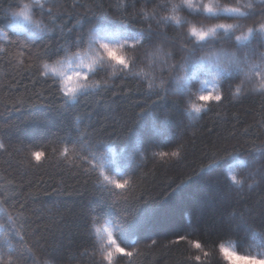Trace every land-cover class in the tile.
Listing matches in <instances>:
<instances>
[{"label":"snow or ice","instance_id":"6c2138e0","mask_svg":"<svg viewBox=\"0 0 264 264\" xmlns=\"http://www.w3.org/2000/svg\"><path fill=\"white\" fill-rule=\"evenodd\" d=\"M92 3L95 10L84 5L83 13L76 12L79 0H18L8 9L0 7L16 34L12 39L0 29V157H5L0 160V264H36L43 210L28 204L38 202L30 176L52 159L83 173L99 194L84 217L91 252L81 256H91L94 264H139V235L154 227L155 216L153 207L141 209L133 202L153 199L133 195L144 181L139 169L149 153L162 164L186 156L182 142L157 150L178 136L165 107L170 97L178 98L171 111L180 108L190 123L213 111L226 116L227 104L260 98L257 119L240 134L247 155L226 139L204 154L199 171L222 173L236 194L264 186V0H114L116 19L103 3ZM69 8L75 35L62 22ZM53 34L59 41L47 43ZM18 76H27L32 87L19 91ZM128 79L142 93L131 124L97 128L76 113L60 132L49 128L52 91L60 110L75 111L82 100L102 99L118 80ZM233 118L239 122L237 114ZM135 125L146 131L138 132ZM117 131L119 154L112 147ZM230 135L237 136L235 124ZM53 207L44 206L49 213ZM229 224L243 228L251 243L245 254L219 244L228 264H264V210L258 218L234 211ZM187 238L181 235L173 243ZM156 243L152 239L150 246ZM195 248L202 244L196 242ZM201 259L194 256L197 264Z\"/></svg>","mask_w":264,"mask_h":264},{"label":"trees","instance_id":"16d2710c","mask_svg":"<svg viewBox=\"0 0 264 264\" xmlns=\"http://www.w3.org/2000/svg\"><path fill=\"white\" fill-rule=\"evenodd\" d=\"M18 0H0V7L8 9ZM70 4L71 0H62ZM103 3L104 10L116 19L115 10L112 7L114 0H97ZM77 13L84 12V5L93 7L92 0H79ZM67 27L73 29L76 34L75 17L71 9L62 21ZM132 23H136L132 21ZM137 27L143 26L137 23ZM0 29L8 32L12 39L16 34L9 27V19L0 15ZM59 41V35L53 34L52 39ZM39 46V44H37ZM55 44L53 47L55 48ZM11 72L12 70L9 69ZM19 91L23 92L24 85L32 87L27 76L19 77ZM10 80V78H9ZM8 81H5L7 83ZM47 88V85H44ZM41 89L40 84L36 85ZM227 85H225V89ZM16 89H12L14 94ZM50 99L53 106L50 110L49 128L53 133L60 132L67 127L76 113L90 119L97 128L111 129L125 122L131 124L139 105L142 103V93L137 83L131 79L119 81L114 92L103 94V98L89 97L82 100L75 111H62L58 108L59 100L52 91ZM170 97L165 105L170 111L167 113L178 125L177 138L166 146L157 149L168 151L177 143L186 145V156L180 162L162 164L158 159L153 160L149 153V159L140 169V175L144 176L141 187L133 194L139 197L141 193L150 194L153 198L149 204H143L138 200L133 201L141 209L153 207L155 216L154 227L144 230L139 235V247L143 255L139 257V264H197L195 255L202 257L199 264H228L219 250V244L239 254H245L249 250L250 237L243 228L236 224H229L231 214L234 211H250L258 218V214L264 210V186L253 191H245L242 194L230 192L227 181L220 172L199 171L204 154L211 151L214 146L223 144L226 139L229 146L238 144L245 149L244 138L240 135L244 127L252 124L257 119L260 98L250 97L241 103L227 104L222 110L227 115L217 117L215 112H210L200 121L190 123L182 114L180 108L172 109ZM233 113L238 115L239 122L233 118ZM165 113L161 110V116ZM16 115H22L17 113ZM235 124L236 138L230 133ZM136 130L146 131L143 125H135ZM116 142L112 145L114 151L119 154L122 144L119 141L117 131ZM15 146H19L15 144ZM47 155V154H46ZM5 157H0V160ZM30 180L36 185L32 191L36 192L38 202L33 204L28 201L30 208L43 210L40 217L39 230L43 232L42 246L35 249L36 264H94L91 256H81L87 250L91 252L89 237L85 230V214L90 203H96L98 193L93 184L86 179L83 173L68 167H60L55 159L34 172ZM179 185V187H177ZM176 188V191H173ZM52 212L45 210L44 206L52 207ZM32 220L36 217L29 212ZM37 227L36 224L32 225ZM181 235H186V240L173 243ZM157 241L155 246H150L151 240ZM202 244L201 249L195 248V243ZM235 245V247H233ZM208 252L206 257L204 253Z\"/></svg>","mask_w":264,"mask_h":264}]
</instances>
